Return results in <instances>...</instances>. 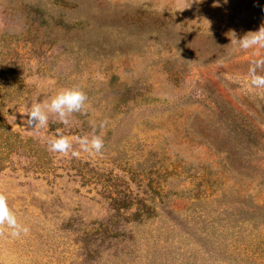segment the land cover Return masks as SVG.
<instances>
[{
    "label": "rangeland",
    "instance_id": "1",
    "mask_svg": "<svg viewBox=\"0 0 264 264\" xmlns=\"http://www.w3.org/2000/svg\"><path fill=\"white\" fill-rule=\"evenodd\" d=\"M262 27L264 0H0V196L27 228L0 224V264H264V47L230 44ZM71 87L69 126L23 127Z\"/></svg>",
    "mask_w": 264,
    "mask_h": 264
},
{
    "label": "clouds",
    "instance_id": "2",
    "mask_svg": "<svg viewBox=\"0 0 264 264\" xmlns=\"http://www.w3.org/2000/svg\"><path fill=\"white\" fill-rule=\"evenodd\" d=\"M227 2V0H225ZM234 35L230 44H235L239 50H246L256 46L264 47V27L259 31L249 32L240 38ZM264 68V59H258L250 67V86L255 89H264V75H260L257 69ZM87 104V95L77 87L62 88L52 95L48 100L30 103L25 112V129L38 134L41 129L49 123L50 116L55 117L59 123L69 126L70 118L74 113L83 112ZM103 127V125H101ZM81 150L84 152L102 153L104 141L100 135L93 133L91 136H81L77 138ZM47 148L53 153H68L72 148V143L64 136H56L46 141ZM0 224L6 225L12 230V235H19L27 228L19 224L16 215L10 210L7 200L0 196Z\"/></svg>",
    "mask_w": 264,
    "mask_h": 264
}]
</instances>
